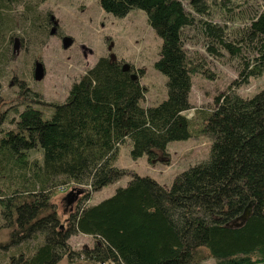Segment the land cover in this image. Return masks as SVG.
<instances>
[{"label": "trees", "instance_id": "16d2710c", "mask_svg": "<svg viewBox=\"0 0 264 264\" xmlns=\"http://www.w3.org/2000/svg\"><path fill=\"white\" fill-rule=\"evenodd\" d=\"M98 1L115 16L132 8L145 12L162 40L154 66L167 77V96L143 105L144 88L132 65L106 55L71 84L63 101L47 103L53 106L48 117L36 108L46 103L41 92L25 90L15 126L0 129V168L8 179L0 189L8 233L0 246L13 245L8 264H59L63 258L198 264L211 256L217 264H264V87L250 97L226 90L213 107L196 108L195 118L188 117L192 75L204 71L192 63L183 40V28L196 21L185 2L204 13L205 0ZM202 28L212 53L218 52L213 41L232 56H244L242 43L252 51L234 84L261 74L264 11L253 16L240 43L225 39L210 21ZM3 102L0 92V123L6 118ZM193 134L211 138L208 157L178 173L168 188L149 175L132 174L126 185L87 204L92 191L127 173L114 164L127 139L133 158L151 157L169 141ZM34 149L40 157L29 159ZM67 182L90 190L62 221L50 198ZM78 232L92 236L93 244L73 249L69 237Z\"/></svg>", "mask_w": 264, "mask_h": 264}, {"label": "rangeland", "instance_id": "374dc122", "mask_svg": "<svg viewBox=\"0 0 264 264\" xmlns=\"http://www.w3.org/2000/svg\"><path fill=\"white\" fill-rule=\"evenodd\" d=\"M205 4L206 12L200 13L185 2L196 21L183 28V40L192 63L204 71L192 75L189 99L193 107L184 112L192 119L196 108L213 107L215 97L221 92L234 90L243 97H250L264 87V69L260 75L250 77L248 82L234 84L241 63L252 55V51L242 43L244 56H232L213 41L218 52L212 53L207 49V43L212 42L202 28L203 21H210L223 30L225 39L240 43L253 16L264 11V0H205ZM161 42L149 25L145 12L138 8H132L120 17L105 11L98 0H2L0 92L6 118L0 123V129L15 126L12 119L15 120L24 108L27 89L41 92L46 103L37 104L36 108L48 117L53 106L47 103L63 101L71 84L101 55L132 65L144 88L142 104L159 103L167 96V77L154 66ZM36 61H41L44 66L45 73L41 79L34 77ZM208 74H213V77ZM210 144L209 136L193 134L186 139L169 141L164 151L155 149L151 157L144 153L133 158L130 155L131 141L127 139L120 145L114 162L116 166L124 167L127 173L90 192L87 204L96 203L112 194L118 186L126 185L132 174L149 175L168 188L178 173L208 157ZM39 157L38 149L29 151V159ZM14 173L17 175L20 170L15 169ZM2 175L0 168V189H5L2 182L8 179ZM73 187L90 190L88 186L67 182L54 188L51 194L50 200L62 221L75 207L76 202L66 204V196ZM2 224L0 213V241H4L8 234ZM69 242L73 249L80 250L92 245L94 239L78 232L69 237ZM12 246H0V264H8ZM59 264L94 263L83 258H63ZM198 264H217V261L211 256Z\"/></svg>", "mask_w": 264, "mask_h": 264}, {"label": "water", "instance_id": "95a60500", "mask_svg": "<svg viewBox=\"0 0 264 264\" xmlns=\"http://www.w3.org/2000/svg\"><path fill=\"white\" fill-rule=\"evenodd\" d=\"M68 46V45H66ZM65 46V47H66ZM45 70L41 61H36L34 65V77L35 79H41L44 76ZM85 191L83 187H73L66 196V204H73L76 199ZM248 211L246 212V214Z\"/></svg>", "mask_w": 264, "mask_h": 264}]
</instances>
